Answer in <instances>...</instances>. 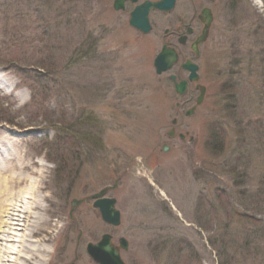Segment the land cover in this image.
I'll return each mask as SVG.
<instances>
[{"label": "rangeland", "instance_id": "rangeland-1", "mask_svg": "<svg viewBox=\"0 0 264 264\" xmlns=\"http://www.w3.org/2000/svg\"><path fill=\"white\" fill-rule=\"evenodd\" d=\"M188 1L143 34L114 0H0V168L25 165L17 194L33 182L47 220L24 214L27 257L96 264L109 235L126 264H264V0L215 8L214 39L181 48L195 81L154 65ZM104 190L119 226L93 206Z\"/></svg>", "mask_w": 264, "mask_h": 264}, {"label": "bare ground", "instance_id": "bare-ground-1", "mask_svg": "<svg viewBox=\"0 0 264 264\" xmlns=\"http://www.w3.org/2000/svg\"><path fill=\"white\" fill-rule=\"evenodd\" d=\"M24 169L25 165L20 168L10 165L6 171L0 168V264H7L10 261L18 264L16 260L19 261L20 258L25 259V264L36 258V264H42L44 260L40 251L37 253L32 250L34 253L27 257L26 252L28 250L30 252L35 245L25 233H18L27 229L24 214H33L32 220L38 221V226L47 223L43 215V205L36 202L39 200L38 188L33 182H30L28 187L20 189L17 194L20 185H27L30 179L22 172ZM12 255L16 257H11Z\"/></svg>", "mask_w": 264, "mask_h": 264}, {"label": "water", "instance_id": "water-1", "mask_svg": "<svg viewBox=\"0 0 264 264\" xmlns=\"http://www.w3.org/2000/svg\"><path fill=\"white\" fill-rule=\"evenodd\" d=\"M125 0H116L114 9L120 10L123 9V2ZM133 3H136L138 0H130ZM175 0H161L160 2H145L141 5H138L134 11L131 13L130 25L143 34H148L152 27L149 22V14L153 9H158L161 11L169 12L174 7ZM196 51V49H195ZM178 55L175 51L167 48H163L161 53L156 57L154 61L155 68L158 74L169 71L175 63H177ZM183 67L189 72V80L195 81L198 79L197 70L198 66L188 62L183 65ZM172 80H176L175 77H171ZM187 82H181L180 84L176 83V91L179 94H184L187 90ZM205 89H201V96L198 98V104H201L204 98ZM195 109H191L187 114H193ZM107 193V190L100 192L99 194L93 196L94 199H97L94 207L100 210L103 220L114 226L120 225V213L115 208L116 201L115 199L103 198ZM122 247L127 248V243L123 239ZM87 253L97 264H125L121 259L119 250L116 249L111 243V236L105 235L102 240L96 245H88Z\"/></svg>", "mask_w": 264, "mask_h": 264}, {"label": "flooded vegetation", "instance_id": "flooded-vegetation-1", "mask_svg": "<svg viewBox=\"0 0 264 264\" xmlns=\"http://www.w3.org/2000/svg\"><path fill=\"white\" fill-rule=\"evenodd\" d=\"M114 0V4H115ZM147 1V0H146ZM154 1H159V0H154ZM178 1L175 0V8L178 6ZM200 1V0H198ZM204 3H202L200 6V11L197 9V3L196 0H189L187 4L189 5L188 8L191 9V17L186 21L185 17H182L181 15H178V18L176 20V27L173 28V30L170 31L167 29V39H169L168 43L165 45L169 48L174 49L178 55H179V62L182 61L181 63V68L183 66V63H186L187 61H190V59H184L182 60V51L181 48H185L184 50H190L195 46L196 42L198 40H201V38L206 37L204 42L207 40L209 41L210 39H214L213 36V28L214 24L217 21V15L215 13V8L222 3L223 0H201ZM226 3H222L224 6L228 8V3L225 0ZM144 2V1H143ZM124 9L122 10L124 13L129 12V16L131 11L134 9L135 5L131 3L130 1H124ZM131 9V10H130ZM173 10V11H174ZM158 12V11H154ZM172 13V12H171ZM163 14V12L161 13ZM170 14V13H169ZM188 14V15H189ZM165 15V14H163ZM201 42L197 48L200 51ZM178 62V63H179ZM179 77V76H178ZM175 133V132H174ZM111 241L113 243V238L111 237ZM122 239L120 238L118 240V243L115 246V248H119V252L121 255V252H126L128 250V243H127V249L123 250L122 247Z\"/></svg>", "mask_w": 264, "mask_h": 264}, {"label": "trees", "instance_id": "trees-1", "mask_svg": "<svg viewBox=\"0 0 264 264\" xmlns=\"http://www.w3.org/2000/svg\"><path fill=\"white\" fill-rule=\"evenodd\" d=\"M38 67H40L43 70L49 69V67H47V66H39L38 65ZM231 88H232V85H231ZM214 131H215V134H213L212 139H213V141L216 140V143H218V140H220V137H221V135H220L221 133H220L219 129L217 131L216 130H214ZM216 147H218V144H216ZM219 147H220V145H219ZM259 183H260V186H261V191H259L257 194L259 196H260V194L262 196H264V177H263V179L260 180ZM262 227H264V223L262 224Z\"/></svg>", "mask_w": 264, "mask_h": 264}]
</instances>
